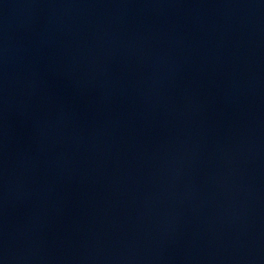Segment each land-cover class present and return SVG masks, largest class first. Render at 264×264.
<instances>
[{
	"label": "water",
	"instance_id": "water-1",
	"mask_svg": "<svg viewBox=\"0 0 264 264\" xmlns=\"http://www.w3.org/2000/svg\"><path fill=\"white\" fill-rule=\"evenodd\" d=\"M0 264H264V0H0Z\"/></svg>",
	"mask_w": 264,
	"mask_h": 264
}]
</instances>
